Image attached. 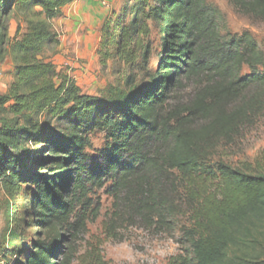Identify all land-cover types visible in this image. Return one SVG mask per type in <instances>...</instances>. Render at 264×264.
<instances>
[{
    "label": "trees",
    "instance_id": "trees-1",
    "mask_svg": "<svg viewBox=\"0 0 264 264\" xmlns=\"http://www.w3.org/2000/svg\"><path fill=\"white\" fill-rule=\"evenodd\" d=\"M74 1L0 0V13H25L24 31L9 43L14 80L0 94V182L10 193L34 189L38 235L22 264H72L89 217L99 216L92 195L102 188L118 200L126 192L164 230L186 205L189 249L168 264H264V148L243 168L205 165L215 140L234 139L264 113L258 43L247 32L223 33L222 12L208 0H124L101 26V62L126 67V90L112 87L111 107L45 56L60 45L52 20ZM236 1L264 18V0ZM193 79L207 86L172 107V93ZM199 117L208 122L196 128ZM95 131L106 141L92 155L87 135ZM167 186L184 189V204Z\"/></svg>",
    "mask_w": 264,
    "mask_h": 264
},
{
    "label": "rangeland",
    "instance_id": "rangeland-1",
    "mask_svg": "<svg viewBox=\"0 0 264 264\" xmlns=\"http://www.w3.org/2000/svg\"><path fill=\"white\" fill-rule=\"evenodd\" d=\"M123 1L75 0L52 20L60 45L55 49H46L45 56L58 70L70 76L82 92L103 97L106 103L114 96L112 87H120L125 92L122 72L126 67L115 59L102 63L99 47L92 49L91 45L96 44L100 37V46L104 20L119 12ZM208 2L222 12L223 33L237 36L247 32L264 52V18L250 13L236 0ZM24 16L25 13L17 8L0 13V94L7 93L14 80L16 63L9 43L19 36V26L21 32L24 31ZM154 46L156 53L151 62L152 70H155V57L159 50L157 41ZM248 72L245 67L243 73ZM201 82L198 79L186 81L184 87L172 93L169 104L172 107L189 104L207 86ZM109 106L114 104L109 103ZM207 122L206 118L199 117L195 119L194 127H204ZM105 136L103 131L88 134L87 151L92 155L101 153ZM214 142L205 165L216 168L222 161L243 168L264 148V113L254 125L244 127L234 139L224 138ZM29 147L32 150L31 144ZM163 182L169 184L166 180ZM165 188L166 194L186 201L184 189H181V193H175V189L169 186ZM33 192L31 184H24L21 189L10 193L0 182V264H22L29 244L38 235L31 210ZM92 196L100 206V213L97 218L89 217L86 230L75 243L77 252L72 264H168L172 256L189 249L183 233L184 228L191 224L187 208L184 207L186 205L170 219L173 220V229L164 230L152 226L150 218L139 215L131 207V199L127 198L126 192L122 193L120 200L105 188L96 189Z\"/></svg>",
    "mask_w": 264,
    "mask_h": 264
},
{
    "label": "crops",
    "instance_id": "crops-1",
    "mask_svg": "<svg viewBox=\"0 0 264 264\" xmlns=\"http://www.w3.org/2000/svg\"><path fill=\"white\" fill-rule=\"evenodd\" d=\"M74 3V2H73ZM71 5V4H70ZM100 25V24H99ZM98 35L100 36V32H98ZM100 38V37H99ZM99 38H98V41H96V44H93L91 45L92 46V49H97L99 47Z\"/></svg>",
    "mask_w": 264,
    "mask_h": 264
}]
</instances>
